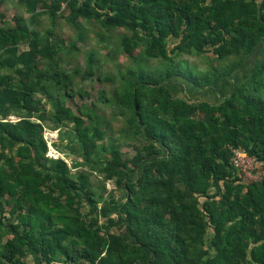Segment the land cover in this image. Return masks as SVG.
Returning <instances> with one entry per match:
<instances>
[{"label":"trees","instance_id":"1","mask_svg":"<svg viewBox=\"0 0 264 264\" xmlns=\"http://www.w3.org/2000/svg\"><path fill=\"white\" fill-rule=\"evenodd\" d=\"M19 1L29 17L0 12V264H264V177L246 181L232 162L241 147L264 168V58L252 67L264 0ZM42 15L66 20L76 38L36 28ZM84 21L124 30L131 63L100 75L91 50L85 69L65 68L63 54L88 37ZM75 74L113 82L111 94L90 99ZM176 78L231 89L215 101L179 97ZM99 102L124 118L118 137L106 139ZM63 126L82 157L71 165L48 155L44 137Z\"/></svg>","mask_w":264,"mask_h":264},{"label":"rangeland","instance_id":"2","mask_svg":"<svg viewBox=\"0 0 264 264\" xmlns=\"http://www.w3.org/2000/svg\"><path fill=\"white\" fill-rule=\"evenodd\" d=\"M0 12L5 14V17L7 19H11L14 14H22L25 17H29L30 14L26 12L25 7L22 6L21 2L19 0H6L3 5L0 4ZM38 22L36 24V28L39 29H46L49 27L54 28V34L56 36H60L64 38L67 42H72L77 35L76 29H74L66 20L62 18H56L54 25L52 23V19L48 17V15H42L38 19ZM2 20L0 18V24ZM85 27L88 29L87 34L88 37L84 43L79 44L80 49L78 51L73 52L70 54H63L64 61L63 66L67 69L72 70V72H75L76 68H80L81 70L85 69L86 66V56L87 54L93 50L96 52L97 58H100L102 60V68L98 74H102L104 76L106 75H116L120 70H123L128 64L131 63V60L123 53L122 50H120V47L118 46L119 40H120V34L124 32L122 29H115L113 31L107 32V31H101L100 26L97 23H88L83 22ZM101 32L104 34L107 38L105 41H102L100 37L98 36L97 32ZM107 48H111V50L114 53V56L108 58H104ZM256 54V55H255ZM255 56L253 58L252 67L257 65L258 63L262 62L264 58V42L261 45L260 48L257 49L255 52ZM190 61V63H194L198 66L199 69H204L208 65V60L206 57H198L194 55H188L184 54L182 57ZM158 62L156 60H150L148 61V64L150 66L156 65ZM188 67V66H187ZM195 69V67H194ZM251 68H247V70H239L237 71L238 75L235 77L237 80H245L247 77L249 71ZM97 74V75H98ZM100 74V75H101ZM236 72L233 73V75L229 76V80H235L232 78L235 76ZM75 82H74V89L77 90H83L87 91L90 94V99H97L99 93L104 91L106 95L111 94L112 86L114 85L113 82H99L96 78L94 79H86L83 80L80 74H75ZM230 83V82H229ZM169 85L175 92V94L179 97H185V96H191L195 99H205L210 101H215L220 99L221 93L224 94L228 92L231 88L228 84L227 88H225V92H222L220 87L216 88L217 90L213 92L214 90L211 89H204V90H191L190 86H187L183 80L180 78H176L169 82ZM223 88V86H222ZM221 92V93H220ZM80 98H76L75 101H79ZM68 103L76 107V103L72 101H68ZM47 109L50 111L52 109V106L49 102H46ZM99 113L105 118V120L108 122L110 130H108L106 134V139L113 137H118L120 133V129L124 124V118L122 116H115L113 115V109L112 106L108 104H104L99 102ZM18 117L15 115H12L9 117L11 120H16ZM55 133V135H54ZM54 135V136H53ZM44 137L47 141L49 151L48 155L50 157L58 158L61 157L65 159L69 165L72 164V160L77 159L81 160V155L77 153L74 149V132L71 129V126L68 127H61V130L59 132V129L53 130L49 127H46L44 129ZM71 137L74 138L71 140ZM124 150L130 154H133L132 149L124 148ZM75 169H73L74 171ZM91 180L94 182V187H99L101 184L100 176L96 173H93L91 176ZM106 187L108 191L114 190L115 186L112 181H108L106 184ZM116 197L121 195L120 190L115 191ZM28 264H34V262L31 261V258H29Z\"/></svg>","mask_w":264,"mask_h":264},{"label":"built area","instance_id":"3","mask_svg":"<svg viewBox=\"0 0 264 264\" xmlns=\"http://www.w3.org/2000/svg\"><path fill=\"white\" fill-rule=\"evenodd\" d=\"M66 3H63V7ZM232 162L243 173L246 181H256L264 177V168L257 165L256 157L249 155L243 148H233Z\"/></svg>","mask_w":264,"mask_h":264},{"label":"bare ground","instance_id":"4","mask_svg":"<svg viewBox=\"0 0 264 264\" xmlns=\"http://www.w3.org/2000/svg\"><path fill=\"white\" fill-rule=\"evenodd\" d=\"M54 135H55V133H54ZM54 135H53V136H54Z\"/></svg>","mask_w":264,"mask_h":264}]
</instances>
